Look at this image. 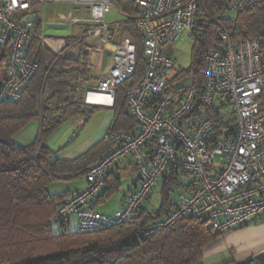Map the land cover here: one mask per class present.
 Listing matches in <instances>:
<instances>
[{
	"label": "built area",
	"instance_id": "obj_1",
	"mask_svg": "<svg viewBox=\"0 0 264 264\" xmlns=\"http://www.w3.org/2000/svg\"><path fill=\"white\" fill-rule=\"evenodd\" d=\"M55 1L0 0V57L5 55L0 101L18 100L37 70V64L27 58L30 40L35 38L57 58H74L78 48L87 49L93 80L82 95L83 102L111 108L116 85L135 74V41L131 37L116 40L118 25L106 21L115 5L112 0H74L75 5L89 9L86 17L75 21L90 25L82 37L75 36L77 31L60 35L37 31V23L43 27L42 7ZM123 1L135 10L132 23L142 37L146 58L143 76L126 90L128 112L138 127L131 133L109 134L114 149L89 168L86 185L57 207L53 222L67 227L74 216L78 233L124 223L135 216L170 168L188 172L194 187L180 191L173 210L147 224L142 236L185 217H207L212 234H224L264 216V69L260 58L264 37H234L218 24L217 40L202 60L201 89L206 107L218 112L222 124L218 128L215 119L201 112L187 117L197 90L192 77L176 80L180 66L165 52L184 33L193 39L197 25L208 16L203 0ZM261 1L227 0V11L236 16ZM107 52L110 56L105 59ZM152 139L156 146L148 156L146 145ZM127 157L133 159L138 174L133 191L112 214L91 208L107 173Z\"/></svg>",
	"mask_w": 264,
	"mask_h": 264
},
{
	"label": "trees",
	"instance_id": "obj_2",
	"mask_svg": "<svg viewBox=\"0 0 264 264\" xmlns=\"http://www.w3.org/2000/svg\"><path fill=\"white\" fill-rule=\"evenodd\" d=\"M112 1L127 15V30L136 44V71L115 87L114 104L110 108L113 119L104 137L72 160L57 158L61 148L54 151L47 146V139L63 124L75 117L86 123L103 107L83 102L82 95L87 87H83V81L88 80V74L93 80L87 64L83 65L80 58L51 55L38 44V39L30 40L27 54L28 60L37 64V70L20 98L0 101V264H204L202 249L223 235L212 234L207 217H185L149 236L140 234L147 224L173 210L176 205V201L171 200L173 193L194 187L188 172L174 168L162 175L160 204L155 211L146 210L143 204L135 216L124 223L92 233L69 231L62 222H55L60 229L58 233L52 229L57 207L73 193L68 190L51 193L49 186L85 178L89 168L114 149L110 133H131L138 126L128 112L126 90L144 74L146 58L142 37L132 23L136 14L132 4ZM203 5L215 19L205 17L197 25L190 64L180 67L176 80L192 77L197 90L193 110L187 117H197L201 112L215 119L220 128L218 112L206 107L202 99L203 57L217 40L218 24L224 25L234 37L244 34L264 37V0L256 8L242 11L234 18L219 16L227 7V0H203ZM37 27L40 31L39 23ZM3 56L0 57V84L5 78ZM260 58L264 69V44L260 48ZM31 122L38 123L34 139L26 144L15 143V135ZM155 146L156 139L147 143L148 156ZM119 188V178L107 173L104 187L91 201V208L109 199ZM218 264H264V252Z\"/></svg>",
	"mask_w": 264,
	"mask_h": 264
},
{
	"label": "crops",
	"instance_id": "obj_3",
	"mask_svg": "<svg viewBox=\"0 0 264 264\" xmlns=\"http://www.w3.org/2000/svg\"><path fill=\"white\" fill-rule=\"evenodd\" d=\"M57 1H64V0H57ZM45 6H48V5H45ZM82 7L86 8L85 6H82ZM114 7H116V5H114ZM48 8H49V6H48ZM44 9L45 8L43 6L42 7L43 27L42 28L40 27V29H42L43 31H44L45 18H46ZM115 9H117L118 12H121L125 18L123 20H120V21H113L112 20V21H108V22L109 23H116L118 25L116 28V40L120 41L124 37H131V36H129V35L121 36L120 30L127 29V24H126L127 15L125 14V12H123L118 7H116ZM48 11L49 12L47 13V17L52 16V12H50V9ZM108 14H110V13H108ZM84 17H85V15H82L80 17H76L73 22L75 23L76 20L82 19ZM125 31L128 33V30H125ZM49 34H51V33H49ZM131 38L134 40L133 37H131ZM165 52H166V48H165ZM105 54L110 56L109 52H107ZM105 109H107V110H105ZM96 115H98L99 117H97V119L94 121L95 125L92 126L93 129H91V132L86 134V137H84L83 141H80V138H79V139H76L73 142H71L68 146H66L68 140L66 141V145H64L63 142H60L59 144L56 143L54 146H50V144H49L50 138L56 132H58V130H60V128L62 126H64L66 123L63 124L61 127H59L47 139V146L51 150L55 151V150H58L59 148H61V151L57 152V158L64 159V160H72V159L78 157L79 155H81L82 153L86 152L90 147H92L102 137L105 136V134L108 131V127H109V125L113 119V111L110 108L103 107L98 112L93 114V116H91L89 118V120L86 122V124H88V122H90L92 120V118H95ZM72 120L73 119L69 120L68 122H71ZM32 124L35 125V127L38 129V123L37 122H31L25 128H28ZM25 128L23 130H25ZM23 130H21L19 133H17L15 135V137H14L15 143L26 144L23 142L22 139L19 140V138H17V135L21 134V132H23ZM100 131H101V133H100L101 135L98 136L100 138L97 137L96 139H94L95 134L99 133ZM109 172L114 174L116 177H118L119 182H120V188L114 195H116L120 191V189L123 188V191L116 198V202H117L116 207L118 208L119 205L124 200V198L130 192H132L133 189L135 188L136 183H137V179H138V174H137L135 163L133 162V159L131 157H127L124 160H122L120 163L114 165L110 169ZM66 183H67L66 187L60 191L68 190L71 193H75V192L79 191L80 189H82L86 185L84 178L77 180V181H74V182H66ZM160 183H161V180L156 185V187L153 189V191L149 195L148 199L150 197H152L154 193L159 192ZM53 184H55V183H53ZM60 191H58V192H60ZM181 191H184V190H181ZM179 192L180 191H177L176 194L173 195L174 196L173 199L171 196L172 201H176V197H177V194ZM54 193H56V192H54ZM114 195H112L109 199L105 200L104 202L97 204L94 209L101 212V213H104V214H112L117 209L116 207L112 211H100L98 208L100 205H103L104 203L109 201L111 198H113ZM143 207H144V205H143ZM67 227H69V225ZM262 252H264V218H258L256 220H254L252 223L248 224L247 226L233 228V229L227 231L226 233H224L219 238L210 242L208 245H206L202 249V256H203V262L205 264L208 263L206 261H211V260H213L214 262H209L208 264H213V263L218 264V263L230 260V259H233L235 261H240V260H243L249 256L257 255V254H260Z\"/></svg>",
	"mask_w": 264,
	"mask_h": 264
},
{
	"label": "rangeland",
	"instance_id": "obj_4",
	"mask_svg": "<svg viewBox=\"0 0 264 264\" xmlns=\"http://www.w3.org/2000/svg\"><path fill=\"white\" fill-rule=\"evenodd\" d=\"M48 6H49V8H48ZM48 6H44L45 16H46L44 31L46 33L60 35V34H72L74 31H77L75 33L76 34L75 36L82 37L85 34L86 30L90 27V25L84 21H77L75 23L73 22L76 17H80L82 15H85V17H86L88 14V11H89V9L87 7L83 8L80 5L76 6L74 4V0L55 1L54 3H52ZM115 8L116 7H112L110 14L107 15V17H106L107 22L112 21V20L113 21H120V20H123L125 18L124 15L121 12H118L117 9H115ZM49 9H50V12H52V16L47 17V13L49 12L48 11ZM206 11H207V9H206ZM207 13H208L207 17L211 20H214V18L209 15L208 11H207ZM219 16L224 17V18H231V17L234 18L235 17V15L233 13H230L229 11H227V7L223 11H221ZM125 30H127V29L120 30L121 36L129 35V36L133 37L132 34L130 33V31H128V33H127ZM37 31H38V29H37ZM82 40H85L84 37L82 38ZM38 41H39L38 44H40L43 48L47 49L51 55L53 54L54 56H56V53H54L51 49H49L48 47L43 45L40 42V40H38ZM191 45H192V38L184 33L182 40H178L176 42V44H174V45H168L165 47L166 48V54H168L170 57H172L180 67L186 68L190 64ZM108 48H110V46H108ZM74 53H75V51H74ZM76 54L77 55L74 58H80L81 63L83 65L84 64L86 65L87 64L86 61L88 60V56H89L88 50L81 47V48L77 49ZM84 54H85V56H82ZM104 57H105V59H107L109 57V55L105 54ZM2 59H3L2 66H3V74H4V72H5V55L3 56ZM91 82L92 81L90 80V77L88 74V80L83 81L82 85H83V87H86ZM105 110H107V109H105ZM98 115H96L95 118H92V120L90 122H88V124H86V123L84 124L82 122V120L80 119V117H75V118H73V120L71 122H66V124L64 126H62L60 128V130H58V132H56L50 138V142H49L50 146H54L56 143L59 144L60 142H63V144L66 145L67 140H68V142H67L66 146H68L71 142H73L74 140L79 139V138H80V141H83L84 137H86V134L91 132V129H93L92 126L95 125L94 121L97 119V117H99ZM36 133H37V128L35 127V125L32 124L28 128H25V130H23V132H21V134H18L17 138H19V140L22 139L24 143H29L34 139V137L36 136ZM100 133H101V131L99 133H96L94 136V139H96L99 135H101ZM98 138H100V137H98ZM66 185H67L66 182H57L55 184H52L49 186V192H51V193L58 192V191L64 189L66 187ZM122 191H123V188H121L120 191L116 195H114L113 198H111L109 201H107L103 205H100L98 209L100 211H112V210H114L116 207V204H117L116 198L120 195V193ZM175 194L176 193H173L171 195L172 199L174 197L173 195H175ZM159 204H160V194L158 192V193H154L152 197H150L148 200L145 201L144 208L148 211H155L158 208ZM52 229L55 233H58L60 230L58 225L55 224V222L52 223ZM68 230L76 231V223H75V217L74 216L70 217ZM206 262L209 263V262H214V261L211 260V261H206ZM208 263H206V264H208ZM213 264H215V263H213Z\"/></svg>",
	"mask_w": 264,
	"mask_h": 264
},
{
	"label": "bare ground",
	"instance_id": "obj_5",
	"mask_svg": "<svg viewBox=\"0 0 264 264\" xmlns=\"http://www.w3.org/2000/svg\"><path fill=\"white\" fill-rule=\"evenodd\" d=\"M96 97H97V99H98V98H101L100 96H96Z\"/></svg>",
	"mask_w": 264,
	"mask_h": 264
}]
</instances>
